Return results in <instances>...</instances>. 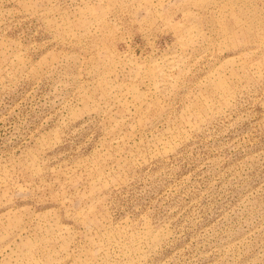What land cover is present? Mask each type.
Instances as JSON below:
<instances>
[{
  "label": "rangeland",
  "instance_id": "374dc122",
  "mask_svg": "<svg viewBox=\"0 0 264 264\" xmlns=\"http://www.w3.org/2000/svg\"><path fill=\"white\" fill-rule=\"evenodd\" d=\"M0 264H264V0H0Z\"/></svg>",
  "mask_w": 264,
  "mask_h": 264
}]
</instances>
